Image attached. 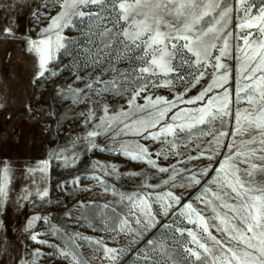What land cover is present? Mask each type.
Wrapping results in <instances>:
<instances>
[{
	"label": "snow or ice",
	"instance_id": "1",
	"mask_svg": "<svg viewBox=\"0 0 264 264\" xmlns=\"http://www.w3.org/2000/svg\"><path fill=\"white\" fill-rule=\"evenodd\" d=\"M22 14L31 25L24 32ZM41 21L47 23L37 31ZM77 28L82 39L63 34ZM6 43H20L37 58L33 85L71 73V82L55 91L88 105L79 112L85 132L73 145L144 167L121 171L94 161L90 174L60 181L59 190L74 201L65 223L35 213L18 247L0 218L4 264H40L45 256L66 264H264V0H0V44ZM229 61L236 63L234 79ZM108 96L122 103L110 106ZM24 107L25 119L34 121L31 103ZM101 136L109 143H98ZM77 163L75 154L53 150L25 165L13 203H50L52 166ZM16 177L15 166L0 160V216ZM84 180L111 199H76L93 190ZM121 180L135 189L123 190ZM38 223L49 231L40 232ZM31 245L41 247L29 252Z\"/></svg>",
	"mask_w": 264,
	"mask_h": 264
},
{
	"label": "rangeland",
	"instance_id": "2",
	"mask_svg": "<svg viewBox=\"0 0 264 264\" xmlns=\"http://www.w3.org/2000/svg\"><path fill=\"white\" fill-rule=\"evenodd\" d=\"M10 0H5V3ZM259 2V0H257ZM55 10L52 15H55ZM20 25L19 31L24 32L26 28H30L29 18L27 15H21L18 19ZM47 21H41L37 27L39 31L40 27H44ZM236 20L233 19L229 28H235ZM35 32L33 35L35 36ZM64 35L70 36L73 39H82L80 30L65 29ZM242 43V42H241ZM10 54V55H9ZM36 57L27 54L23 51L20 43H6L0 44V103L5 106L0 109V160L7 159L13 164L17 170V177L14 183L11 185V191L9 193V199L6 210L0 216L3 219L5 227L8 229L7 236L9 242L18 247L20 234L25 225L27 219H29L35 213H48L50 214L51 221L57 224L65 223L64 213L72 207L74 201H70L69 197L59 190L58 185L60 181L67 180L73 175L83 174L88 175L91 172L89 165L94 161H101L109 164H116L121 171L129 170H141L144 166L141 164L133 163L125 159L124 157L111 154L110 152L89 151L86 144L77 142L73 145V140L82 136L85 132V128L81 123V117L79 112L82 109L88 107L87 104L73 105L71 101L67 99H61L57 95L55 89L58 85L65 82H71L73 79L70 72L64 71L59 76L51 78L47 81H37L36 85L32 83V76L35 71ZM68 60L64 59L63 64H67ZM233 65V79L235 78V61H229ZM120 67L126 68V64H121ZM202 80L201 83H205ZM42 86V87H41ZM229 86H232L230 83ZM199 85L193 88L188 95L192 96L199 90ZM39 89V99H33ZM158 95H164L171 98V93L167 89L157 90ZM91 98V94H89ZM187 98V97H186ZM106 101L110 106H119L122 101L119 98L108 96ZM143 103V101H139ZM31 103L33 108V114L36 119H25L27 113L25 112V104ZM41 105H43L41 107ZM182 107H185L182 105ZM194 107V105L186 106ZM51 115L49 116L48 114ZM11 116V119H8ZM40 121H44L41 123ZM15 130V133H14ZM97 142L100 144H107L106 137L101 136L97 138ZM155 147H159L156 145ZM53 150H66V154L71 156L75 154L78 158V163L75 167L64 168L54 164L51 169V178L48 183L50 190L51 201L41 207L38 201L36 206L29 207L26 203L23 208H17L13 203V200L18 196L20 189L24 185L25 181L20 176V171L25 165H31L42 161L49 157V154ZM173 160H169L167 163H173ZM198 164H205L206 161H198ZM71 164V159H69ZM39 175V174H38ZM85 187L91 186V192L79 193L76 199L83 200H96L98 203H103L111 199L110 195H104L103 192L95 185V182L91 180L82 181ZM119 184L123 185V190L135 189L136 184L131 181L121 180ZM162 189H157L161 191ZM186 192L185 195L191 194ZM59 201L60 203H57ZM67 205V208L63 205ZM70 224L71 222H67ZM40 232L49 231L47 224L38 223L35 226ZM70 230H72L70 228ZM85 235L97 236L98 233H94L86 228H80ZM122 239V238H121ZM53 242L56 241L52 238ZM32 247H41L40 245H31L28 251H31ZM45 253H49L52 250L45 247L43 248ZM84 253H88L89 249L85 246L82 248ZM13 255L15 253L13 252ZM7 260L6 257L0 256V264H4ZM11 264V262H8ZM40 264H66L63 259H50L45 256ZM131 264V261L129 262Z\"/></svg>",
	"mask_w": 264,
	"mask_h": 264
}]
</instances>
